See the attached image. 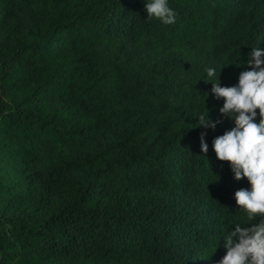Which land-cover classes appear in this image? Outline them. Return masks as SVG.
<instances>
[{
	"label": "trees",
	"instance_id": "obj_1",
	"mask_svg": "<svg viewBox=\"0 0 264 264\" xmlns=\"http://www.w3.org/2000/svg\"><path fill=\"white\" fill-rule=\"evenodd\" d=\"M147 2L0 0V264H217L258 223L215 157L234 123L206 69L251 70L264 0H168L171 25Z\"/></svg>",
	"mask_w": 264,
	"mask_h": 264
},
{
	"label": "clouds",
	"instance_id": "obj_2",
	"mask_svg": "<svg viewBox=\"0 0 264 264\" xmlns=\"http://www.w3.org/2000/svg\"><path fill=\"white\" fill-rule=\"evenodd\" d=\"M147 19H158L165 25L175 23L176 13L168 0H149L145 3ZM264 51L252 48L247 59L251 70L239 74L234 86H220L215 68H207L211 93L223 100L219 113L232 120L234 126L213 140L212 148L218 161L227 162L234 179H246L247 189L234 193L235 204L248 220L259 217L258 223L241 226L237 223L233 231L223 238L225 255L217 264H264ZM221 71V69H220ZM220 73V72H219ZM207 95V94H206ZM205 95V97H206ZM201 114L198 127L215 129L216 123ZM257 115L259 122H256ZM200 137L201 153L206 154L208 146Z\"/></svg>",
	"mask_w": 264,
	"mask_h": 264
}]
</instances>
